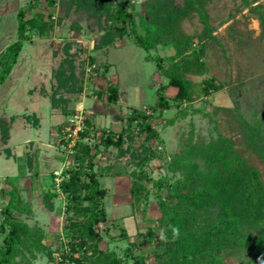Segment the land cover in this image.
I'll return each instance as SVG.
<instances>
[{
  "label": "trees",
  "instance_id": "16d2710c",
  "mask_svg": "<svg viewBox=\"0 0 264 264\" xmlns=\"http://www.w3.org/2000/svg\"><path fill=\"white\" fill-rule=\"evenodd\" d=\"M207 1L183 0L177 6L174 0H139L142 11L137 12L135 0H67L63 17L56 23L40 12L32 13L40 0H30L18 11L16 40L0 53V85L17 63L23 44L59 28L72 8L77 13L84 12L101 32L90 51L106 54L131 38L147 53L146 59L155 63L156 74L166 83L155 90L154 107L147 109L148 113L131 108L117 133L100 131L87 118L70 162L60 175L61 181L56 185L52 177L51 188L41 194L49 209L52 199L63 201V224L54 248L45 243L41 227L29 225L21 218L30 212L21 191L13 186L0 191V198L5 201L0 209V264H32L36 254L45 255L54 264H145L147 259L153 264H264V125L258 130H242L248 158L235 149L231 138L218 134L209 141L195 140L191 129L185 143L163 165L170 178L155 180L147 171L149 163L162 158L159 126L175 123V117L161 120L163 112L174 107L181 114L183 104L223 88L213 78H205L197 84L196 92L189 79L207 74L202 46L215 39L204 9ZM241 1L249 4L248 0ZM45 4L53 7L54 0H45ZM256 7L251 11L264 31V11H260V5ZM192 14L198 15L202 24V32L195 36L186 34L181 26ZM73 31H80L78 22L70 26V39L75 38ZM74 45L68 39L59 51L52 50L54 83L48 98L51 109L60 110L67 117L73 113L67 110L70 96L76 100L84 88L83 70L78 71L76 54L72 53ZM158 47L171 48L173 54L151 56L150 52ZM55 57H61L57 66ZM94 60L92 56L89 59L91 63ZM169 88L175 89L173 96L167 95ZM92 94L105 96L109 104L119 100L114 83ZM3 124L0 120V126ZM136 141L138 146H134ZM110 151L114 152L116 163L98 167L96 160ZM26 156L31 165V157ZM125 168L130 169L129 173ZM125 174L130 178L131 210L146 204L151 195L158 210L153 225L137 233L131 242L124 231L118 238L110 235L101 206L107 191L98 182L101 176ZM174 229H178V234H174ZM105 238L112 242L126 240V247L120 251L103 248ZM144 245L159 250L146 254Z\"/></svg>",
  "mask_w": 264,
  "mask_h": 264
},
{
  "label": "rangeland",
  "instance_id": "374dc122",
  "mask_svg": "<svg viewBox=\"0 0 264 264\" xmlns=\"http://www.w3.org/2000/svg\"><path fill=\"white\" fill-rule=\"evenodd\" d=\"M28 1L7 0L0 8V52L16 40L15 15L19 9L25 8ZM66 1L54 0V6L48 7L45 0H40V5L32 13L40 12L56 23L58 18L63 17ZM138 1L135 0V10L140 12L142 10ZM175 2L181 6L183 0ZM248 2V5L241 0H209L205 3L204 9L215 39L206 41L202 46L207 74L191 76L189 79L194 83L196 92L197 84L205 78H213L223 88L199 97L191 104H183L181 114L176 113L174 107L164 112L160 119L166 121L175 117V123H162L159 126L162 158L152 161L147 168L153 179L171 177L163 165L185 143L191 129L195 140L209 141L218 134L229 137L234 141L235 149L244 157H249L242 130H258L260 125H264V31H261L257 15L251 10L260 5V11H264V0ZM73 22H78L80 31H73L75 38L70 39ZM181 26L190 36L202 32V24L196 14L184 20ZM100 34L93 20L88 19L84 12L77 13L72 8L59 28L46 37H34L23 44L17 63L0 85V120L4 122L0 126V191L11 186L21 191V197L30 209L28 215H21V218L29 225L41 227L45 233V243L51 244L53 248L63 224V201L52 199V208L49 209L43 204L41 194L49 191L52 177H56L55 173H62L71 155L61 149L58 143L61 137L59 127L63 126L67 116L60 110H52L48 98L54 83L52 50L59 51L68 39L75 42L72 53L76 54L78 71L83 70L84 88L76 100L70 96L67 110L74 112L81 107L78 103L83 102L85 115L90 120L92 117L91 122L100 131H120L131 108L152 109L156 103L155 90L166 83L165 78L156 74L155 63L146 59L147 53L137 47L131 38L118 43V48L109 49L106 56L93 52L96 59L94 57L95 62L91 63L89 51ZM150 54L168 57L173 54V50L158 47ZM60 58L55 57L56 66L60 64ZM106 62L109 65L104 70L102 68H105L103 64ZM92 65L95 68L90 74L87 69ZM100 69V77L113 82L118 88L119 100L115 104H109L105 96H94L92 91L95 90L89 89L87 85L86 80L93 77L90 75L98 74ZM170 91L175 90L170 88ZM94 97L97 104L92 100ZM91 108L97 112L91 114ZM114 116L117 118L116 126ZM138 144L136 141L134 146ZM26 155L31 157V165ZM96 161L98 167L113 165L116 163L114 152L110 151ZM125 161L122 160L120 165ZM129 171L127 168L126 173ZM98 182L107 191L101 206L105 210L112 237L118 238L119 233L124 231L131 242L136 240L137 233L153 225L158 217L153 195L139 209L134 212L131 210L129 174L120 177L101 176ZM3 205L5 201L0 198V209ZM126 243V240L112 242L105 238L102 247L120 251L126 247ZM142 249L146 254H150L151 250H159L149 245H144ZM32 264L54 263L49 262L45 255L36 254ZM145 264H153V261L147 259Z\"/></svg>",
  "mask_w": 264,
  "mask_h": 264
},
{
  "label": "built area",
  "instance_id": "2783aa9c",
  "mask_svg": "<svg viewBox=\"0 0 264 264\" xmlns=\"http://www.w3.org/2000/svg\"><path fill=\"white\" fill-rule=\"evenodd\" d=\"M93 68H95L94 65H92L91 68H88L87 71L91 74ZM95 76H96V73L90 75L91 77V78L89 77L90 80L94 78ZM88 81L86 80V82ZM142 110L148 113L147 109L144 108ZM85 114L86 113L83 107H78L70 116L67 117L64 125L61 128V131H60L61 137H59L58 143L61 149L66 151L68 155L72 154L73 147L76 141L78 140L79 134L82 133L85 129V121L87 120V116ZM60 174L55 173L56 177L54 178V181L56 185H58L59 182L61 181Z\"/></svg>",
  "mask_w": 264,
  "mask_h": 264
},
{
  "label": "crops",
  "instance_id": "0c3cea01",
  "mask_svg": "<svg viewBox=\"0 0 264 264\" xmlns=\"http://www.w3.org/2000/svg\"><path fill=\"white\" fill-rule=\"evenodd\" d=\"M7 0H0V8H3V5H5V2H6ZM30 1V0H29ZM28 1V2H29ZM175 1V0H174ZM176 3V2H175ZM177 5V4H176ZM177 6H180V4L179 5H177ZM26 7V6H25ZM20 10V9H19ZM18 10V11H19ZM18 11L16 12V15H15V20H16V16H17V13H18ZM2 15H0V17H1ZM213 35H214V33H213ZM215 36V35H214ZM54 43L55 44H58L57 43V41H55L54 40ZM120 45H118V47H119ZM7 47V46H6ZM5 47V48H6ZM118 47H116V48H118ZM4 48V49H5ZM3 49V50H4ZM2 50V51H3ZM2 51L0 52V53H2ZM109 51V50H108ZM108 51H107V53L106 54H102V52H100V51H89V55L90 56H92V57H95L94 56V54H93V52H99V53H101V55H102V57L103 56H106L107 54H108ZM95 59H96V57H95ZM98 64V63H97ZM108 63L106 62V63H104L103 64V66H105V68H102V69H104V70H106V68L108 67ZM100 74H101V69L99 70V72H98V74H97V76H95L94 78H92L91 80H89V83L87 84L88 86H89V89H94V90H105L106 88H107V86H108V84L109 83H113V82H111V81H105L104 79H102L101 77H100ZM174 89V88H173ZM175 90V89H174ZM175 94V91L174 92H171L170 91V88L167 90V95L168 96H173ZM85 100L87 99V98H84ZM83 99V100H84ZM89 99H91V98H89ZM92 100H93V102H94V104L96 103V102H98V101H95L96 99L94 98H92ZM97 104V103H96ZM78 105L79 106H81V107H83L84 106V103L82 102H80V103H78ZM84 108V107H83ZM91 110V114L93 113V112H97L94 108H91L90 109ZM165 112V111H164ZM164 112H163V114H164ZM115 117L116 116H114V119H115ZM91 120H92V117H91ZM93 122V121H92ZM117 118L115 119V121H114V126H116L117 125ZM94 124V123H93Z\"/></svg>",
  "mask_w": 264,
  "mask_h": 264
},
{
  "label": "clouds",
  "instance_id": "9594fccd",
  "mask_svg": "<svg viewBox=\"0 0 264 264\" xmlns=\"http://www.w3.org/2000/svg\"><path fill=\"white\" fill-rule=\"evenodd\" d=\"M174 234H178V229H174Z\"/></svg>",
  "mask_w": 264,
  "mask_h": 264
}]
</instances>
